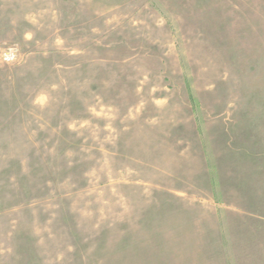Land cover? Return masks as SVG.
Returning a JSON list of instances; mask_svg holds the SVG:
<instances>
[{"label":"rangeland","instance_id":"1","mask_svg":"<svg viewBox=\"0 0 264 264\" xmlns=\"http://www.w3.org/2000/svg\"><path fill=\"white\" fill-rule=\"evenodd\" d=\"M208 188L264 264V0H0V264H124L123 206Z\"/></svg>","mask_w":264,"mask_h":264},{"label":"crops","instance_id":"2","mask_svg":"<svg viewBox=\"0 0 264 264\" xmlns=\"http://www.w3.org/2000/svg\"><path fill=\"white\" fill-rule=\"evenodd\" d=\"M158 192L156 204L123 206L126 224L131 220L149 226L143 228L147 243L126 252L124 264H254L252 258L239 257L231 249L230 226L239 223L243 229L245 214L220 203L216 199L222 197L220 190ZM144 245H155V253L146 252Z\"/></svg>","mask_w":264,"mask_h":264},{"label":"built area","instance_id":"3","mask_svg":"<svg viewBox=\"0 0 264 264\" xmlns=\"http://www.w3.org/2000/svg\"><path fill=\"white\" fill-rule=\"evenodd\" d=\"M16 59V53L13 50H9L2 55V60L6 63H13Z\"/></svg>","mask_w":264,"mask_h":264}]
</instances>
